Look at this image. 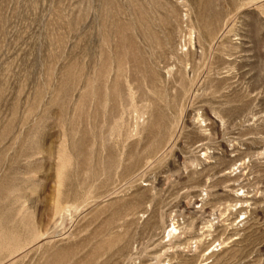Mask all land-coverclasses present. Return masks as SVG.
<instances>
[{
	"label": "rangeland",
	"instance_id": "1",
	"mask_svg": "<svg viewBox=\"0 0 264 264\" xmlns=\"http://www.w3.org/2000/svg\"><path fill=\"white\" fill-rule=\"evenodd\" d=\"M0 264H264V0H0Z\"/></svg>",
	"mask_w": 264,
	"mask_h": 264
},
{
	"label": "bare ground",
	"instance_id": "2",
	"mask_svg": "<svg viewBox=\"0 0 264 264\" xmlns=\"http://www.w3.org/2000/svg\"><path fill=\"white\" fill-rule=\"evenodd\" d=\"M179 234H180L179 228L177 226H175L173 223L172 229L169 231V233L167 235L169 237L168 241L171 242L172 239L177 238L179 236Z\"/></svg>",
	"mask_w": 264,
	"mask_h": 264
}]
</instances>
